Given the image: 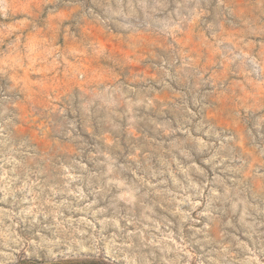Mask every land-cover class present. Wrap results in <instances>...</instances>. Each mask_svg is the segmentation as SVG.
Returning <instances> with one entry per match:
<instances>
[{
	"label": "clouds",
	"instance_id": "obj_1",
	"mask_svg": "<svg viewBox=\"0 0 264 264\" xmlns=\"http://www.w3.org/2000/svg\"><path fill=\"white\" fill-rule=\"evenodd\" d=\"M4 78L0 264H264V0H0ZM122 105L152 134L88 152Z\"/></svg>",
	"mask_w": 264,
	"mask_h": 264
},
{
	"label": "rangeland",
	"instance_id": "obj_2",
	"mask_svg": "<svg viewBox=\"0 0 264 264\" xmlns=\"http://www.w3.org/2000/svg\"><path fill=\"white\" fill-rule=\"evenodd\" d=\"M14 2H16V0H14ZM16 15H18V13H16ZM209 20L211 21V17H209ZM184 43L186 48L190 47L192 43L191 36H189ZM111 47L117 52L123 51V49H121L115 41L111 43ZM126 70L130 73L145 72L150 76L152 75L150 67H142L140 64L135 62L128 65ZM12 87V81L6 78L0 79V97H12L14 93L9 92V89ZM157 91L159 92V89ZM160 98L161 100L163 99L162 93L160 94ZM153 103L155 104V101ZM158 110V105L154 108H144L143 106H141L139 109L133 108L134 112H138V115L145 117V119L131 121L129 116L124 115L125 106L122 105L119 109H117V112L120 113L123 119L117 121L119 123V128L113 129L106 119L108 112L104 109H101L100 116H98L99 124H97L94 129L95 135L91 138L85 137L89 144L87 151L91 152L99 149L100 151L106 152L111 156L118 157L120 162H124L127 156L134 153L135 149L141 146L143 143V136L145 134H152L151 126L147 123V118L149 116L155 117ZM39 128H43V125L38 124L37 126H34V129ZM26 131L28 130L26 129ZM30 134L35 138L34 142L38 144L41 150H46L48 147H50L49 134L45 133L42 135L39 130H31ZM97 159H102V157H98ZM85 163H87L89 168H93L95 170V163L93 161L87 160V152L85 153ZM106 203L107 202H102L100 206L104 207ZM192 215L195 216V213H192ZM201 223H203V220H201ZM97 227L99 226L97 225ZM113 232H116V230L109 229L106 235H111ZM18 264H24L23 261H20L19 256ZM66 264H117V262L112 261L111 257H106L105 250L100 246V244H97L95 252L84 253L82 256L77 257L74 260L66 262ZM119 264H122V262H119Z\"/></svg>",
	"mask_w": 264,
	"mask_h": 264
}]
</instances>
